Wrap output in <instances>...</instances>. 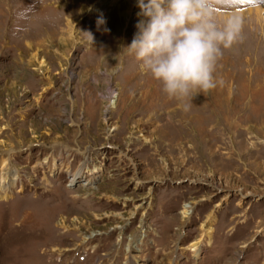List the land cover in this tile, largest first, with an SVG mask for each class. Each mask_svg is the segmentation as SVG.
<instances>
[{
  "label": "rangeland",
  "instance_id": "obj_1",
  "mask_svg": "<svg viewBox=\"0 0 264 264\" xmlns=\"http://www.w3.org/2000/svg\"><path fill=\"white\" fill-rule=\"evenodd\" d=\"M96 1L0 0V264H264V0L187 112Z\"/></svg>",
  "mask_w": 264,
  "mask_h": 264
},
{
  "label": "clouds",
  "instance_id": "obj_2",
  "mask_svg": "<svg viewBox=\"0 0 264 264\" xmlns=\"http://www.w3.org/2000/svg\"><path fill=\"white\" fill-rule=\"evenodd\" d=\"M142 17L132 42L124 47L140 70L160 85L167 100L187 112L192 101L220 83L214 77L223 50L240 38L242 18L235 0H138ZM104 23L98 19L97 24ZM87 36L93 41L90 32Z\"/></svg>",
  "mask_w": 264,
  "mask_h": 264
},
{
  "label": "bare ground",
  "instance_id": "obj_3",
  "mask_svg": "<svg viewBox=\"0 0 264 264\" xmlns=\"http://www.w3.org/2000/svg\"><path fill=\"white\" fill-rule=\"evenodd\" d=\"M118 0H97L96 2H95V4L93 5V10L94 11H97V8L100 6V5H102V4H104V3H109L110 5L111 4H115L116 2H117ZM125 12H122V11H118L117 12V15H118V17H122V15L124 14ZM127 14V13H126ZM125 16V15H124ZM40 63V65L41 66H43V61L42 62H39ZM4 180V179H3ZM13 180H14V176L12 177V179H11V181L13 182ZM9 181V180H8ZM7 181V182H8ZM3 182H5V180L3 181ZM10 182V181H9ZM11 183V182H10ZM9 184V183H8ZM14 183H12V185H13ZM3 196H0V198H2Z\"/></svg>",
  "mask_w": 264,
  "mask_h": 264
}]
</instances>
